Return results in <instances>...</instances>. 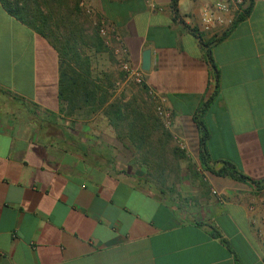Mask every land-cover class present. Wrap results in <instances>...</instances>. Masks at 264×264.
Here are the masks:
<instances>
[{"label": "crops", "instance_id": "0c3cea01", "mask_svg": "<svg viewBox=\"0 0 264 264\" xmlns=\"http://www.w3.org/2000/svg\"><path fill=\"white\" fill-rule=\"evenodd\" d=\"M82 1L120 38L131 67L148 51L142 88L170 113L179 174L145 183L142 166L116 154H128L127 142L91 123L96 113L65 110L56 52L0 4V264H264L246 211L259 190L199 164L193 120L208 132L207 167L227 162L264 183V0L209 33L198 15L214 0Z\"/></svg>", "mask_w": 264, "mask_h": 264}, {"label": "trees", "instance_id": "16d2710c", "mask_svg": "<svg viewBox=\"0 0 264 264\" xmlns=\"http://www.w3.org/2000/svg\"><path fill=\"white\" fill-rule=\"evenodd\" d=\"M252 1L248 0L246 7L232 23V28L236 23L246 18L252 7ZM0 4L5 12L15 20L41 36L53 48L57 55V97L63 102L68 111H74L84 107L90 108L91 112L102 109L107 116L108 122L119 139H125L133 151L140 156V162L149 166L148 158L158 160L163 155L164 146L170 141V136L162 128L158 119H155L148 112L141 111L137 105L134 107L131 102L110 103L107 111H103V106L107 101L105 90L101 85L91 80L89 58L82 53V48L92 49L100 52L104 49L101 39L95 30L86 33L83 24L79 22L77 8L78 0H0ZM175 12L174 5L172 6ZM98 20V19H97ZM225 37V33L216 41ZM205 46V57L211 62L208 44ZM213 78L217 82L218 73L214 65ZM214 96V90L209 101ZM206 104L202 105L199 112ZM112 117V119L110 118ZM193 120L199 132L198 139V160L199 164L211 174L229 178L240 183H249L257 190L264 188V183L252 181L239 173L233 165L223 162L217 170L207 167L206 140L208 132L205 126L197 120L194 115ZM120 123L125 125V133L120 131ZM159 133L156 144L158 147H151L150 138L152 134ZM160 145V146H159ZM163 146V147H161ZM174 159L182 160L181 153L176 149H169ZM152 166V165H151ZM159 166V165H158ZM187 170L196 175L188 166ZM162 167L159 166V174L154 182L144 179L145 183H154L161 186ZM210 236L220 239V235L215 229L210 230ZM264 263V259H263ZM235 264H237L235 262Z\"/></svg>", "mask_w": 264, "mask_h": 264}, {"label": "rangeland", "instance_id": "374dc122", "mask_svg": "<svg viewBox=\"0 0 264 264\" xmlns=\"http://www.w3.org/2000/svg\"><path fill=\"white\" fill-rule=\"evenodd\" d=\"M80 1L81 0H78V3ZM77 8H78V4H77ZM78 10H79V13H74L73 15L75 16L77 15L79 17L78 20L80 23L83 24V29L86 31V33H90L92 29L96 31V27L93 25V22L96 21L97 18L93 15L91 16L85 15L83 11L80 10L79 8ZM103 47L104 49L99 53V55L101 56H98L99 58L95 59V57H97L96 55L95 57H93V59L95 60H93L92 62H91V57L94 56L93 53L96 54V52L88 48L81 49L82 53L89 58L91 80L101 85L102 89L105 90L107 101L103 106V111H107L106 109L108 107V104L110 103L125 104L128 102H131V104L133 103L132 105L134 107H136L135 105H137L139 109H141V111L148 112L150 115H152V117H154L155 119H158L154 112V106L148 99L146 92L142 88V86L135 85L132 81L127 80L125 78V75L121 71L120 66L114 60V57L112 56L111 51L108 48H106L104 45ZM110 59L112 60V62L113 61L114 62L111 63L110 66L108 65L106 67V64L104 65L103 62L107 60L110 63ZM126 95H129L130 98L127 101L123 102V98ZM65 110H67L66 106H65ZM74 112L77 114L79 113L81 115L80 116L81 119H83V117L87 115L88 113L92 115L96 113L98 116L91 123L95 125L96 128L98 127L99 124L101 125H103L104 123L107 124L106 126L112 130L113 135L116 138H118L116 136V131L113 130V128L110 126L108 122V118L102 112V109H98L94 112H91L90 108L84 107L81 109H76L74 110ZM110 118L112 119L111 116ZM119 127H120V131L125 133V125L123 123H120ZM158 139H159V133L152 134V137L150 138V141H151L150 146L152 148L158 147L156 144ZM123 140L126 141L125 139ZM168 145H169V142L167 146H164V148H162L164 152H163V155H161L158 160L156 159L155 161V159L148 158V162H149L148 164L150 167H147L146 163L144 164L140 162V156H138V153L133 151L132 147H130L129 144H128V147L130 148L129 149L130 151L128 152V154L126 152H119L116 154L120 155L119 159H127L129 164L131 162L130 165H132V163L133 164L137 163L138 166H142L145 179L148 180L149 182H154L156 179H159L157 178V176L159 174V166H161L162 167V173H161V178H160L162 181L161 185L165 186L168 183L167 181L168 178H171V177L176 178L180 170V168H178L177 166V163L176 164L174 163L175 159L173 156H171ZM190 175H194V174H190Z\"/></svg>", "mask_w": 264, "mask_h": 264}, {"label": "built area", "instance_id": "2783aa9c", "mask_svg": "<svg viewBox=\"0 0 264 264\" xmlns=\"http://www.w3.org/2000/svg\"><path fill=\"white\" fill-rule=\"evenodd\" d=\"M147 5H151L150 0H143ZM248 0H214L210 4H206L201 8L198 15V30L201 33H209L215 28L226 29L231 27L232 23L245 8ZM78 8L87 16L92 15L91 8L84 1L78 3ZM96 27L97 35L101 39L103 45L108 48L115 57L121 71L127 80L132 81L135 85H143V72L131 67L123 59L125 49L121 44L120 38L100 20L93 22ZM148 99L154 106V112L159 119L162 127L166 130L170 126V113L164 107V100L158 97L154 92L145 91ZM176 145L180 150L183 149L182 143L173 137ZM257 190V189H256ZM260 195L252 197L247 206L246 211L250 215L248 224L251 227L255 239L258 241L261 251L264 252V189H258ZM214 194V192H212Z\"/></svg>", "mask_w": 264, "mask_h": 264}, {"label": "water", "instance_id": "95a60500", "mask_svg": "<svg viewBox=\"0 0 264 264\" xmlns=\"http://www.w3.org/2000/svg\"><path fill=\"white\" fill-rule=\"evenodd\" d=\"M149 68V53L148 51H144L141 54V62H140V70L142 72H146Z\"/></svg>", "mask_w": 264, "mask_h": 264}]
</instances>
